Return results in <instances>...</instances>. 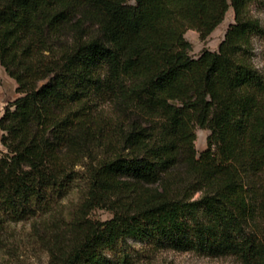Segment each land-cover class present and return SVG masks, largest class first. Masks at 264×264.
Masks as SVG:
<instances>
[{"label": "trees", "instance_id": "trees-1", "mask_svg": "<svg viewBox=\"0 0 264 264\" xmlns=\"http://www.w3.org/2000/svg\"><path fill=\"white\" fill-rule=\"evenodd\" d=\"M258 2L0 0L19 96L0 118V264L22 224L48 264H137L126 239L264 264ZM231 8L218 51L192 56L186 33L206 41Z\"/></svg>", "mask_w": 264, "mask_h": 264}, {"label": "rangeland", "instance_id": "rangeland-1", "mask_svg": "<svg viewBox=\"0 0 264 264\" xmlns=\"http://www.w3.org/2000/svg\"><path fill=\"white\" fill-rule=\"evenodd\" d=\"M253 14L261 19L264 26V0H259L252 7ZM226 20L213 32L206 41H203L198 32L190 30L186 33V38L192 43L191 55L200 56L205 51H218L221 42L229 26L235 22L234 11L231 8L226 15ZM255 65L264 74V36L257 37L255 42ZM3 68V67H2ZM5 70V69H4ZM17 83L9 77L6 71L0 68V118L5 113L7 106L18 98ZM210 132L205 129L196 131V149L198 154L203 153L208 148V136ZM2 131L0 129V151L3 149L1 143ZM73 198V197H72ZM112 217L107 210H96L91 218L95 221H105ZM29 224H22L14 230V239L11 243L12 261L9 264H48L49 257L46 250H42L31 244L26 237ZM146 243L134 239H126L120 244L118 250H126L132 255L137 264H238L235 259H216L202 257L192 253H178L169 249L158 253H148L145 251ZM117 251V250H116ZM109 257L115 255V251H107Z\"/></svg>", "mask_w": 264, "mask_h": 264}, {"label": "crops", "instance_id": "crops-1", "mask_svg": "<svg viewBox=\"0 0 264 264\" xmlns=\"http://www.w3.org/2000/svg\"><path fill=\"white\" fill-rule=\"evenodd\" d=\"M215 31H217V29H216ZM215 31H214V32H215ZM212 52H213V51H212ZM0 68L2 69V71H5L4 68H2L1 62H0Z\"/></svg>", "mask_w": 264, "mask_h": 264}]
</instances>
